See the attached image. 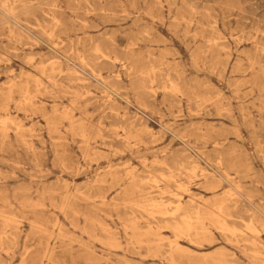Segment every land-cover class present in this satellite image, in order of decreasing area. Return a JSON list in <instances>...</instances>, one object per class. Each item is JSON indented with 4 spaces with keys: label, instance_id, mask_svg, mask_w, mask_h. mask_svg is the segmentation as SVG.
<instances>
[{
    "label": "rangeland",
    "instance_id": "obj_1",
    "mask_svg": "<svg viewBox=\"0 0 264 264\" xmlns=\"http://www.w3.org/2000/svg\"><path fill=\"white\" fill-rule=\"evenodd\" d=\"M0 264H264V0H0Z\"/></svg>",
    "mask_w": 264,
    "mask_h": 264
},
{
    "label": "bare ground",
    "instance_id": "obj_2",
    "mask_svg": "<svg viewBox=\"0 0 264 264\" xmlns=\"http://www.w3.org/2000/svg\"><path fill=\"white\" fill-rule=\"evenodd\" d=\"M102 4V3H101ZM108 57V56H107ZM111 59V58H110ZM32 62V61H31ZM99 72V71H98ZM8 130V129H7ZM124 130V129H123ZM109 170V169H108ZM187 226V225H186ZM248 227V226H247ZM250 231V230H249ZM256 231V230H255ZM250 233V232H249ZM253 234V233H252ZM161 243V242H160ZM145 246V245H144ZM147 246V245H146ZM159 248V247H158ZM170 255V254H169Z\"/></svg>",
    "mask_w": 264,
    "mask_h": 264
}]
</instances>
